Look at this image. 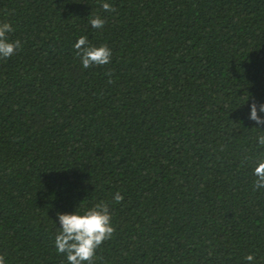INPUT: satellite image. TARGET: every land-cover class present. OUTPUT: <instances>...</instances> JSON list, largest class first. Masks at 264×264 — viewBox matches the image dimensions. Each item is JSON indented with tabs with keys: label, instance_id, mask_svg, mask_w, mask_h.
<instances>
[{
	"label": "trees",
	"instance_id": "16d2710c",
	"mask_svg": "<svg viewBox=\"0 0 264 264\" xmlns=\"http://www.w3.org/2000/svg\"><path fill=\"white\" fill-rule=\"evenodd\" d=\"M0 264H264V0H0Z\"/></svg>",
	"mask_w": 264,
	"mask_h": 264
}]
</instances>
